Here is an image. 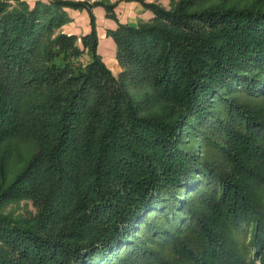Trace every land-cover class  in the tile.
I'll return each instance as SVG.
<instances>
[{
  "label": "trees",
  "instance_id": "trees-1",
  "mask_svg": "<svg viewBox=\"0 0 264 264\" xmlns=\"http://www.w3.org/2000/svg\"><path fill=\"white\" fill-rule=\"evenodd\" d=\"M139 1L153 17L131 25L109 0H0V178L21 164L0 206L35 209L0 213V264H252L250 248L264 252V0ZM95 6L117 23L118 76L97 52ZM69 8L87 12L88 33H53Z\"/></svg>",
  "mask_w": 264,
  "mask_h": 264
},
{
  "label": "rangeland",
  "instance_id": "rangeland-1",
  "mask_svg": "<svg viewBox=\"0 0 264 264\" xmlns=\"http://www.w3.org/2000/svg\"><path fill=\"white\" fill-rule=\"evenodd\" d=\"M92 1H94V0H90V2H92ZM103 1H105V0H103ZM175 1L176 0H153L151 2H154L156 4L161 5L162 7L166 8V9H169L171 7L172 3L175 2ZM213 1H215V2H218V1L228 2L227 4H229V5L233 4V5H237V6L241 7V6L250 5L251 3H254L256 0H213ZM95 7H97V6H95ZM93 8H92V12H93ZM117 9H120V8H117ZM75 10H77V9H75ZM79 11L81 12L82 10H79ZM152 17H153V13H152ZM82 20H83V23L85 22L84 25L83 24L80 25V30H78V29L75 30L78 36H80L82 34V32L85 30V28L88 31V29L90 27V25H89V17L88 18H86V16H85V18L82 17ZM82 20L80 22H82ZM142 22H147V21H142ZM68 23H65L59 29L54 30L53 33L55 34L59 30H62L63 32L64 31H69L70 32L72 30V28L70 27V25H68ZM95 25H96V17H95ZM115 59H116V55H115ZM88 61H89V56H88L87 53H84L80 58L77 59L76 64H78V66H84ZM117 64H118V61H117ZM117 67L120 70V72L119 73H114V74L111 72L114 76H118L121 73V71H122V68L120 67L119 64H118ZM5 145H7L8 149L11 150L12 157H13L12 159L13 160L17 157V155H19L24 160L26 159V154H27L26 146L22 142H20L18 139H10V140H8L5 143ZM197 146H198V152H199V150H200L199 145H197ZM1 152H2V148L0 149V153ZM200 152H201V150H200ZM18 159H20V158L18 157ZM15 160H17V158ZM20 165L21 164H19L18 162L17 163H15V162L11 163V165H10V167L8 169V172H7L6 179L3 180V179L0 178V187L3 186L5 188L10 183L11 179L13 178V174L15 173L17 168H20ZM259 191H260V189L258 191H255V192H257V195H258ZM259 201L264 206V197L261 195V193H259ZM0 213L2 215L9 216L12 219L26 220V219L31 218L34 215L35 209H34V206H33L31 201H28V200H14V201H10V202H8L6 204L1 205L0 206ZM250 239H252L251 235L250 236L248 235V240H250ZM228 248L231 250L232 247L228 246ZM258 254H260V257L257 256ZM246 258L248 260L247 262H250L252 264H264V252H262V253L258 252L257 253L255 251H253L252 248H250V250L247 253V257Z\"/></svg>",
  "mask_w": 264,
  "mask_h": 264
},
{
  "label": "crops",
  "instance_id": "crops-1",
  "mask_svg": "<svg viewBox=\"0 0 264 264\" xmlns=\"http://www.w3.org/2000/svg\"><path fill=\"white\" fill-rule=\"evenodd\" d=\"M28 3L33 4L36 0H26ZM112 2H117L115 7V14L119 22L127 23L131 25H136L141 21H148L152 17V13L150 10L146 9L139 0H110ZM146 2H151L153 0H145ZM120 8V9H117ZM71 21L68 23L72 30L64 31L66 33L76 34V29L80 30V25H84L82 17L88 18V14L85 10L81 12L75 9H67ZM93 13L96 17V31L98 35V55L101 57L104 64L107 68L114 74L119 73L118 64L115 59V43L113 39L107 34L108 30H113L117 27V23L115 20L107 18L105 11L102 7L97 6L93 8ZM120 13V14H119ZM82 16V17H81ZM82 20V22H80ZM85 30L81 35L88 33Z\"/></svg>",
  "mask_w": 264,
  "mask_h": 264
}]
</instances>
